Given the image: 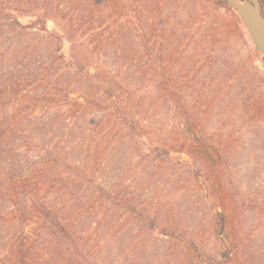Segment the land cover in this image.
<instances>
[{
  "label": "rangeland",
  "instance_id": "1",
  "mask_svg": "<svg viewBox=\"0 0 264 264\" xmlns=\"http://www.w3.org/2000/svg\"><path fill=\"white\" fill-rule=\"evenodd\" d=\"M201 1L152 0L142 27L138 21L121 27L119 43L105 50L99 70H89L91 75L98 72L99 80L115 77L121 88L140 87V94L148 98L150 109L149 115H143L145 125L140 122L136 128L120 126L111 137L105 130L95 133L96 138L103 140L106 150L103 156L106 168L100 178L105 180L120 207L116 216L109 213L106 217L109 224L117 223L119 230L107 237L109 249L103 257L105 264H264V110L260 114L250 105L260 94L264 96V56L255 51L243 24L252 52L244 48L241 40L233 50L216 38V11L202 16L198 9ZM140 2L126 0L123 18L132 14L129 7L134 10ZM193 15L202 16L204 21L208 16V22L212 19V29L206 32L205 28L194 38V31L190 29ZM153 16L154 21H163L162 25L159 26V21L152 24ZM19 21L29 25L34 19L19 17ZM47 29L64 39L62 30L52 21L48 22ZM146 32L154 36L165 56L163 75L146 71L141 43L142 33ZM135 33L141 34L138 41L133 38ZM232 36H237L233 30ZM62 43L67 67L63 72L53 71L49 77L51 82H70L75 74L71 45L66 40ZM42 50L43 55L49 52L44 46ZM163 77L171 81L165 85ZM48 82H44L41 92L52 90ZM27 84L31 85L30 79ZM88 85L91 83L83 81L77 86ZM100 87L104 88L101 84ZM66 90L69 92L70 88ZM95 92L93 106L104 104L106 110L113 108V115L125 120L123 113L112 107L104 89L96 88ZM174 92L182 94L183 100L174 102ZM69 97L77 96L69 94ZM10 98L5 101L8 117L26 108L16 96ZM179 112L191 120L182 121L177 115ZM40 115L39 110L34 113V116ZM133 116L135 120L140 119L138 113ZM95 117L96 113L89 107L87 120ZM39 128L24 122L11 142L55 144L64 135L67 142L60 152L69 157L66 162L85 166L79 144L84 141L81 139L84 132L83 137H88L87 124L59 126L60 132H48L45 141L42 140L44 132ZM186 130L201 133L206 151L214 144L219 149L223 146L222 154L216 152V205L204 206V179L198 173L201 160H193L174 149L193 143ZM98 204L95 196L84 199L73 210L85 208V221L89 224L100 218L94 208ZM213 210L226 212L222 236L217 227L216 237L213 236L210 220ZM189 240L195 242L190 256L183 250ZM8 252L9 242L0 240V264H10L6 259ZM49 254L47 246L40 250L43 258Z\"/></svg>",
  "mask_w": 264,
  "mask_h": 264
},
{
  "label": "trees",
  "instance_id": "2",
  "mask_svg": "<svg viewBox=\"0 0 264 264\" xmlns=\"http://www.w3.org/2000/svg\"><path fill=\"white\" fill-rule=\"evenodd\" d=\"M151 1L141 0L134 10L129 7L132 14L123 18L126 0H0V240L9 242L6 259L10 264H105L103 257L109 249L107 237L119 230L117 223H110V230L106 217L109 213L116 216L120 207L116 198H112L113 192L108 190L105 180L100 178L106 168L103 162L106 150L103 140L96 138L98 134L95 133L105 130L111 137L120 126L136 128L140 122L145 125L143 115H149L150 109L148 98L140 94V87L126 86L122 82L126 89L121 88L115 77L99 80V73L91 75L89 70L100 68L99 62L105 50L119 43L121 27L137 21L141 25L144 15L149 13ZM260 2L264 10V0ZM198 9L202 16L216 11V38L221 42L234 50L241 40L244 48L252 52L242 23L233 9L221 0H203ZM202 16H190L194 38L203 29L206 28V32L212 29V19L208 22L206 16L207 21H204ZM19 17H29L34 21L23 25ZM154 18L152 24L159 21V26L162 25L163 21H154ZM50 21L62 30L64 39L47 29ZM206 22L207 26L204 25ZM232 30L237 36H232ZM142 34L147 73L165 74V56L158 48V42L147 32ZM140 35L135 33L134 40L138 41ZM64 40L71 45L75 71L73 81L51 82L49 77L53 71L63 72L67 67L62 54ZM42 46L49 48L45 55ZM262 60L264 63V57ZM256 71L259 73L258 69ZM29 79L30 86L27 84ZM162 79L165 85L171 81L165 77ZM45 81H49L52 87L48 93L41 92ZM83 81L91 85L86 88L77 86ZM66 87L70 88L69 92ZM96 88L104 89L112 107L123 113L122 119L125 120L113 115V108L106 110L104 104L92 105ZM174 93V102L183 100L182 94ZM69 94L77 97L70 99ZM11 96H16L26 108L8 117L5 101ZM250 105L261 114L264 96L260 94ZM89 107L96 117L88 121ZM38 110L41 115L34 116ZM136 113L139 120L134 119L133 114ZM177 115L184 122L191 120L183 112ZM24 122L40 127L39 130L44 132L43 141L48 132L59 133V126L69 128L76 122L87 124L88 137H83L84 132L81 136L84 141L79 144L84 152L85 166L82 168L74 162H66L69 157L60 152L67 142L64 135L55 144L12 143V137L21 131ZM186 132L188 139L197 143L182 144L174 149H178V153H186L193 160H201L198 173L204 179V206L216 205V152L222 154L223 146L219 149L214 144L206 151L202 147L200 132ZM95 196L99 201L94 207L95 213L100 218L88 224L85 208L78 212L73 208L84 199ZM210 220L213 236L216 237V227L222 236L226 229V212L213 210ZM194 245L195 242L189 240L183 250L190 256ZM46 246L50 254L43 258L40 250Z\"/></svg>",
  "mask_w": 264,
  "mask_h": 264
},
{
  "label": "water",
  "instance_id": "3",
  "mask_svg": "<svg viewBox=\"0 0 264 264\" xmlns=\"http://www.w3.org/2000/svg\"><path fill=\"white\" fill-rule=\"evenodd\" d=\"M244 26L255 51L264 56V11L260 0H222Z\"/></svg>",
  "mask_w": 264,
  "mask_h": 264
}]
</instances>
